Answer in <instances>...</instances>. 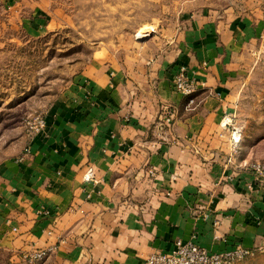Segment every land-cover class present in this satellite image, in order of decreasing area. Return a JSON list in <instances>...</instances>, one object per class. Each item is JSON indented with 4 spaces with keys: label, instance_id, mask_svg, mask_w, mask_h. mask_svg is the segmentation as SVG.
<instances>
[{
    "label": "crops",
    "instance_id": "obj_1",
    "mask_svg": "<svg viewBox=\"0 0 264 264\" xmlns=\"http://www.w3.org/2000/svg\"><path fill=\"white\" fill-rule=\"evenodd\" d=\"M252 1L243 11L185 10L171 47L85 67L28 151L0 163L5 263L29 264L20 253L44 249L34 264H143L176 239L209 252L264 248V189L249 170L228 168L246 159L222 124L244 98L264 28ZM0 8L7 24L33 33L50 0H0ZM178 65L197 80L191 103L171 87ZM88 168L94 181L83 178Z\"/></svg>",
    "mask_w": 264,
    "mask_h": 264
},
{
    "label": "rangeland",
    "instance_id": "obj_2",
    "mask_svg": "<svg viewBox=\"0 0 264 264\" xmlns=\"http://www.w3.org/2000/svg\"><path fill=\"white\" fill-rule=\"evenodd\" d=\"M258 1L264 14V0ZM249 2L253 1L50 0L45 23L33 33L27 27L7 24V12L0 8V163L20 154L37 121L44 119L93 59L151 58L172 46L178 19L185 10L234 5L243 11ZM251 58L252 68L241 88L244 98L222 124L239 131L236 143L231 135L232 149L246 159L228 162V168L242 167L253 173L251 164L264 165V28ZM181 66L186 68L178 65L171 77L174 91L173 79ZM186 73L189 75L187 68ZM171 121H165L166 125ZM253 175L264 189V181ZM22 259L29 264L42 261ZM5 261L0 254V264H7ZM233 264H264V248Z\"/></svg>",
    "mask_w": 264,
    "mask_h": 264
},
{
    "label": "built area",
    "instance_id": "obj_3",
    "mask_svg": "<svg viewBox=\"0 0 264 264\" xmlns=\"http://www.w3.org/2000/svg\"><path fill=\"white\" fill-rule=\"evenodd\" d=\"M173 83L175 89L180 94L189 97L191 103L193 99L192 94L198 88V84L194 78L186 73L184 66L179 67L177 70ZM171 115L165 116V121L169 123ZM45 128V120L40 118L37 121L35 131L31 138L38 134ZM240 133L238 130L232 134V140L236 143L239 140ZM30 138V139H31ZM28 151L27 146L24 147V153ZM252 172L259 176L264 181V165L260 163L251 164ZM85 181H94L92 171L88 168L83 174ZM14 230L16 228H13ZM48 250L44 249H31L22 254L23 258L28 262H36L42 260L47 255ZM252 249L244 248L240 245H235L232 249L221 251V252H209L206 249L200 247L192 240L182 241L176 239L174 241V247L169 252L154 251L150 253L143 261V264H233L235 261L243 259L246 256L253 254Z\"/></svg>",
    "mask_w": 264,
    "mask_h": 264
}]
</instances>
